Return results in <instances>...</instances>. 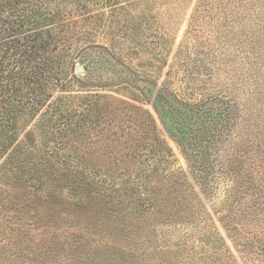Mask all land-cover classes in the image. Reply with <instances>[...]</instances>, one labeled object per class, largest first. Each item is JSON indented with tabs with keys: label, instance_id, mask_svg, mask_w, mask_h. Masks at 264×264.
Returning <instances> with one entry per match:
<instances>
[{
	"label": "rangeland",
	"instance_id": "1",
	"mask_svg": "<svg viewBox=\"0 0 264 264\" xmlns=\"http://www.w3.org/2000/svg\"><path fill=\"white\" fill-rule=\"evenodd\" d=\"M82 1L91 21L81 22L82 46L73 52L91 61L86 78L91 85L114 76L130 83L93 86L89 93L102 95L98 106L74 116V125L85 124L87 131L72 153L79 155L78 171L97 181L151 164L134 156L143 149L149 153L158 140L140 120L141 110L116 101L124 99L154 115L159 136L172 149L155 177L178 179L181 196L192 205L163 225L145 211L138 238H146L147 223L155 247H144L139 264H206L214 258L220 264H264V0ZM108 55L116 62L101 64ZM80 65L73 73L64 70L68 86L76 87L73 74L81 73ZM150 81L157 85L150 98L158 87L170 90L185 146L175 142L143 94ZM5 179L0 176V264H89L93 257L72 245L80 233L99 248L108 241V250L111 242L132 239L129 232L97 234L77 220L82 218L67 216L73 213L71 195L23 199L20 187ZM42 237H52L46 245L56 250L45 252L46 245H38ZM57 239L65 245L55 244Z\"/></svg>",
	"mask_w": 264,
	"mask_h": 264
},
{
	"label": "trees",
	"instance_id": "2",
	"mask_svg": "<svg viewBox=\"0 0 264 264\" xmlns=\"http://www.w3.org/2000/svg\"><path fill=\"white\" fill-rule=\"evenodd\" d=\"M87 4L82 0H0V158L5 156L0 164V176L3 179L7 176L5 180L9 184L19 186L18 195L23 199L44 196L65 200L71 195L69 201L74 205L71 206L73 213L66 211V214L82 218L77 219L79 221L85 220L87 230L97 234L129 232L126 234L132 239L111 242V250L104 249L108 241L99 248L90 238L85 239L88 234L80 233L83 237L78 236L72 245L77 242L75 247L80 253L84 249V256L93 257L89 264H100L94 262L98 256H102L103 264H139L140 255L155 247L152 243L154 230L147 223L149 231L144 225L146 238H138L145 211L155 214L154 223L163 225L177 221L179 210L187 211L192 205L181 196L178 179L169 182L155 177L162 158L172 149L164 143L165 137L159 136L154 115L124 99L116 101L123 103L124 108L131 104L141 110L138 111L140 120L154 131L149 136L158 140V144H151L153 148L149 153L143 149L134 156L138 162L150 160L151 164L142 167L137 164L121 172L120 176L104 174L97 181L86 180L78 171L74 160L78 161L79 155L75 154L78 158L75 159L73 151L77 153L76 143L87 131L85 124L74 125V116L98 106L102 95L89 93L93 86L118 88L130 81L114 76L106 83L91 85L86 78L91 61L73 51H79L82 46L77 39L81 22L91 21L89 13H85ZM77 62L84 64V72L73 74L77 85L71 87L65 83L62 74L69 68L73 73ZM107 62L113 65L116 61L108 55L101 64ZM153 85L156 84L150 81L141 87L143 94L151 101L175 142L185 146V130L176 124L179 116L174 112L175 102L170 90L167 86L158 87L150 98ZM82 90L88 92L81 93ZM119 105L115 104L117 109ZM95 124L97 121L92 126ZM149 165H152L150 172ZM51 238L42 237L44 241L38 245H46ZM134 240L136 243L132 247L130 242ZM54 242L66 243L59 239ZM141 248L144 251H140ZM53 250H56L54 246H45V252ZM206 264L220 263L214 258Z\"/></svg>",
	"mask_w": 264,
	"mask_h": 264
},
{
	"label": "water",
	"instance_id": "3",
	"mask_svg": "<svg viewBox=\"0 0 264 264\" xmlns=\"http://www.w3.org/2000/svg\"><path fill=\"white\" fill-rule=\"evenodd\" d=\"M77 71H78V72H82V71H84V67H83L82 65L78 66V67H77Z\"/></svg>",
	"mask_w": 264,
	"mask_h": 264
}]
</instances>
